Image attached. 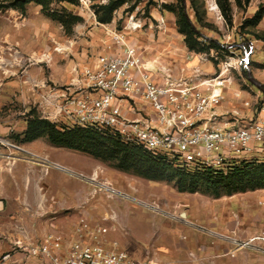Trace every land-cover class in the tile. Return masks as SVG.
<instances>
[{
    "label": "rangeland",
    "instance_id": "1",
    "mask_svg": "<svg viewBox=\"0 0 264 264\" xmlns=\"http://www.w3.org/2000/svg\"><path fill=\"white\" fill-rule=\"evenodd\" d=\"M109 1L0 0V145L9 142L15 147H4L14 148L16 155L35 158L22 148L33 142L23 141L28 121L40 115L71 124L60 107L80 91L81 70L99 55H120L127 46L138 49L159 81L166 74L176 82L194 78L197 70L204 79L214 78L220 65H228V81L214 107L219 121L236 113L240 121L250 120L264 107V93L247 79L251 72L264 84V0H241V5L229 0L230 20L218 0H185L184 8L201 33L223 45L208 48L199 37L200 47L206 48L197 52L178 31L179 0H125L110 22L101 23L97 10ZM248 43L250 64L243 67L239 61ZM39 139L40 144L47 141ZM68 153L87 176L62 170L89 185L94 205L88 221L110 227L105 236L110 246L150 264H264V252L239 245L246 239L259 243L264 188L230 195L221 188L219 196L204 187L190 192L175 181L149 180L116 168L115 162L77 150ZM247 158L264 159V143ZM93 176L95 181L89 179ZM98 183L118 193L110 195Z\"/></svg>",
    "mask_w": 264,
    "mask_h": 264
},
{
    "label": "built area",
    "instance_id": "2",
    "mask_svg": "<svg viewBox=\"0 0 264 264\" xmlns=\"http://www.w3.org/2000/svg\"><path fill=\"white\" fill-rule=\"evenodd\" d=\"M251 52L252 46L249 50L244 47L239 61L243 67L250 64ZM226 68L228 65H220L219 74L209 79H204L197 70L194 78L184 76L176 82L166 74L159 81L138 49L127 46L120 55L101 54L84 67L77 79L80 91L60 107V112L72 122L65 124L69 128L109 129L153 156L166 154L182 158L185 163L226 167L232 160L247 158L256 145L264 143V107L250 120L240 121L236 113L224 124L215 123L218 115L214 107L228 81L224 76ZM1 143L15 147L6 141ZM52 166L66 169L55 163ZM89 179L95 181L96 177ZM97 185L110 195L118 193L111 186ZM109 230L110 227L101 224L91 225L83 217L67 248L62 236L56 234H48L31 245L16 241L15 247L49 264H150L110 246L105 237ZM258 241L257 244L246 239L239 245L264 252V230ZM11 258L10 251L0 255V264H8Z\"/></svg>",
    "mask_w": 264,
    "mask_h": 264
},
{
    "label": "crops",
    "instance_id": "3",
    "mask_svg": "<svg viewBox=\"0 0 264 264\" xmlns=\"http://www.w3.org/2000/svg\"><path fill=\"white\" fill-rule=\"evenodd\" d=\"M215 123L224 124L218 118ZM39 140L28 143L27 149L22 147L35 158L18 156L14 148L0 145V255L12 253L8 264H49L17 249L16 241L31 245L56 234L62 236L67 248L80 219L90 220L93 211L90 187L84 179L52 166L55 163L79 170L85 176L86 172L76 167L68 155L72 149L48 140L41 143L42 147Z\"/></svg>",
    "mask_w": 264,
    "mask_h": 264
},
{
    "label": "trees",
    "instance_id": "4",
    "mask_svg": "<svg viewBox=\"0 0 264 264\" xmlns=\"http://www.w3.org/2000/svg\"><path fill=\"white\" fill-rule=\"evenodd\" d=\"M30 0H23L27 3ZM178 17V31L185 36V42L191 51L203 50L199 37L208 42V48H221L223 45L215 38L204 36L190 19L183 3ZM241 5V0H235ZM249 2L250 0H245ZM125 0H110L100 5L97 19L101 23L112 20V14ZM224 15L230 20L229 0H218ZM42 3V0H40ZM264 11V7H262ZM261 15V11L252 19ZM76 20V19H74ZM249 50L250 44L244 45ZM264 93V84L260 88ZM24 142H32L39 138H46L51 144L72 150L84 152L100 160L115 162V167L134 172L137 175L153 181H175L180 190L194 192L199 188L212 189L217 196L220 194H234L247 190L264 188V159L242 158L228 162L226 167H212L196 164L189 167L179 157L166 154L153 156L142 146L125 142L118 134L109 129L98 130L93 127L59 125L40 115L33 116L28 121L24 131ZM221 188L223 192L221 191Z\"/></svg>",
    "mask_w": 264,
    "mask_h": 264
},
{
    "label": "water",
    "instance_id": "5",
    "mask_svg": "<svg viewBox=\"0 0 264 264\" xmlns=\"http://www.w3.org/2000/svg\"><path fill=\"white\" fill-rule=\"evenodd\" d=\"M247 79L251 82V83H253L256 87H258L259 89L262 87V85L263 84H261L257 79H255L253 76H252V74H251V72H248V74H247Z\"/></svg>",
    "mask_w": 264,
    "mask_h": 264
},
{
    "label": "bare ground",
    "instance_id": "6",
    "mask_svg": "<svg viewBox=\"0 0 264 264\" xmlns=\"http://www.w3.org/2000/svg\"><path fill=\"white\" fill-rule=\"evenodd\" d=\"M184 215H185V213H184Z\"/></svg>",
    "mask_w": 264,
    "mask_h": 264
}]
</instances>
